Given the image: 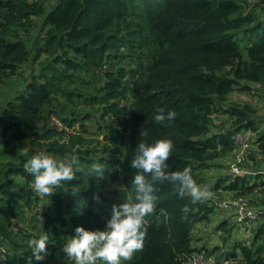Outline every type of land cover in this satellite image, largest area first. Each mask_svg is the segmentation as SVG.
<instances>
[{
  "label": "trees",
  "instance_id": "trees-1",
  "mask_svg": "<svg viewBox=\"0 0 264 264\" xmlns=\"http://www.w3.org/2000/svg\"><path fill=\"white\" fill-rule=\"evenodd\" d=\"M44 1L0 0V82L30 59L39 64L0 108V264H64L56 238L70 239L77 224L103 228L111 205L134 196L137 143L163 137L174 143L167 170L190 166L213 195L194 201L176 184L156 181L144 245L120 264H184L201 249L196 224L209 220L220 201L239 196L260 211L243 225L250 241L232 238L222 253L238 264H264V128L250 102L251 94L264 95V0H54L47 8ZM36 16L42 42L32 53ZM159 107L176 117L156 121ZM92 117L97 132L88 136L84 123ZM76 122L82 128L66 133ZM38 152L75 156L79 166L68 190L45 202L23 167ZM93 160L106 162L103 178L88 173ZM116 181L125 187H106ZM238 225L223 218L216 229L225 241ZM44 233L48 254L34 261L28 241ZM202 247L222 255L218 246Z\"/></svg>",
  "mask_w": 264,
  "mask_h": 264
},
{
  "label": "clouds",
  "instance_id": "clouds-1",
  "mask_svg": "<svg viewBox=\"0 0 264 264\" xmlns=\"http://www.w3.org/2000/svg\"><path fill=\"white\" fill-rule=\"evenodd\" d=\"M177 113L174 109L165 111L159 107L155 113L156 121L173 120ZM172 139L163 137L152 143L141 140L135 147L130 166L137 169L131 178L134 196L129 194L119 203H113L110 216L103 228H88L77 224L70 239L61 246L63 253L75 264H120L121 259L130 260L144 245L147 217L155 208V182L170 181L178 186L180 196L189 195L194 201H204L213 193L200 186L193 178L190 166L181 170L168 171V157L173 154ZM76 157L60 159L52 154L38 152L23 161L26 172L33 177V191L41 196L51 197L58 189L67 191L66 182L77 177L74 167ZM107 164L102 160H93L88 173L96 178L105 176ZM150 177V178H149ZM95 198L100 199L96 194ZM182 211L187 214L190 208L185 205ZM32 260H44L50 243L47 233L28 241Z\"/></svg>",
  "mask_w": 264,
  "mask_h": 264
},
{
  "label": "rangeland",
  "instance_id": "rangeland-1",
  "mask_svg": "<svg viewBox=\"0 0 264 264\" xmlns=\"http://www.w3.org/2000/svg\"><path fill=\"white\" fill-rule=\"evenodd\" d=\"M54 2V0H45L44 4L45 7H49L50 5H52V3ZM42 17L41 16H36L35 17V26L29 36L28 39V44L31 47V51L33 53V46L37 45L38 42H42L40 35L42 32ZM31 53V54H32ZM46 54H41L40 59L41 60H45ZM43 60V61H44ZM39 67L38 64V60L32 61L31 59L29 61H27L26 63H24L19 71L16 74H13L11 76L6 77L2 82H0V108L1 106L5 103L6 100L12 98L16 93L21 92L26 85V82L28 81V79L30 78V76L34 73H37V69ZM88 92H92L94 91V88L92 86H87L86 87ZM237 90V89H236ZM250 102H252V104H254L255 106V116L257 119H259V125L261 124V127L264 128V95H258V94H251L250 96ZM84 105V104H83ZM87 111V109H84L82 112H80L81 114H85ZM94 114H96L97 117H99V111L96 112H92ZM54 119L55 124L57 126H62L60 123H58L55 118H52V120ZM99 120L102 122L103 120L101 118H99ZM108 122L111 121L110 118L107 119ZM84 125L87 128V131L84 132L85 135H92L94 133H96V122H95V118H89L87 120H85ZM82 127L79 125V122H76L73 127L71 128H66V133L70 134L73 132H77L78 130H80ZM238 135V134H237ZM236 134L233 135L234 138L237 137ZM66 136V135H65ZM101 137V136H99ZM94 147V153L96 154L97 151V147L99 146L98 143L94 142L93 143ZM226 160H224L225 162ZM234 164H231V167H233ZM213 171H209L208 174L212 173ZM115 186H123L125 187V183L122 181H116L114 183H106V187L109 189H112ZM38 194V193H37ZM41 202H45L46 199H48V197L45 196H41L40 194H38ZM36 207V206H35ZM39 207V205H38ZM223 218H226L228 220V226H232L235 225L236 222L239 224L238 226L233 227V231L231 230V233H229L227 239L225 241H223L220 237V235H224L221 230H217L216 226L218 225V223L220 222V220H222ZM31 220H27V221H20L21 224L24 225H28L30 224ZM245 222H240L237 221L236 216L234 213H230V211L226 212L224 210H220L219 208H216L214 210V213L212 215V217L209 220H204L201 222H198L195 226L194 229V241L197 244V246H200L201 248H203V245H207L208 248L210 249L212 246H218L217 251L216 252H220L222 247L229 250L231 248V244H232V238H236V239H241V240H245L246 242L250 241V232L246 231L244 226ZM69 238L65 237V236H58L56 238V240L54 241V244H56L58 250V260L64 262V264H75L74 259L68 258L62 251V244L64 242H66ZM218 242V244H217ZM207 243H210L207 244ZM221 244V245H219ZM212 245V246H211ZM212 249V248H211ZM198 250V249H197ZM61 251V253H60ZM218 254V253H217ZM98 264H105L103 261H98Z\"/></svg>",
  "mask_w": 264,
  "mask_h": 264
},
{
  "label": "built area",
  "instance_id": "built-area-1",
  "mask_svg": "<svg viewBox=\"0 0 264 264\" xmlns=\"http://www.w3.org/2000/svg\"><path fill=\"white\" fill-rule=\"evenodd\" d=\"M239 142H243V146L246 145L244 138L237 135L235 138ZM239 154H237L238 157ZM232 170L238 172L239 168L233 166ZM248 199L245 196H239L231 200H222L218 203V207L231 211L235 214L237 221L246 222L257 217L259 209L249 206ZM221 257L217 258L215 254L206 252L203 248L195 250L191 253L184 264H238L237 260L228 258L225 253H221Z\"/></svg>",
  "mask_w": 264,
  "mask_h": 264
},
{
  "label": "crops",
  "instance_id": "crops-1",
  "mask_svg": "<svg viewBox=\"0 0 264 264\" xmlns=\"http://www.w3.org/2000/svg\"><path fill=\"white\" fill-rule=\"evenodd\" d=\"M222 210V209H221ZM225 211V210H224ZM230 213H232L231 211H230ZM207 244H209L210 245V243H207ZM217 244H218V242H217ZM219 245H221V244H219ZM212 246V245H211ZM217 246V245H216ZM213 247V246H212ZM227 249H225V248H223L222 247V249H221V252L220 253H222V252H224V251H226Z\"/></svg>",
  "mask_w": 264,
  "mask_h": 264
}]
</instances>
